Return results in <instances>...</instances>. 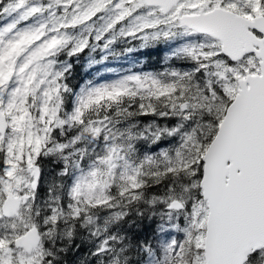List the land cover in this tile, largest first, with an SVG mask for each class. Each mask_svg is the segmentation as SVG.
I'll list each match as a JSON object with an SVG mask.
<instances>
[{
	"label": "snow or ice",
	"instance_id": "6c2138e0",
	"mask_svg": "<svg viewBox=\"0 0 264 264\" xmlns=\"http://www.w3.org/2000/svg\"><path fill=\"white\" fill-rule=\"evenodd\" d=\"M0 264H264V0H0Z\"/></svg>",
	"mask_w": 264,
	"mask_h": 264
}]
</instances>
